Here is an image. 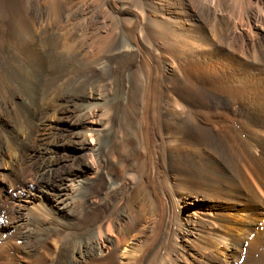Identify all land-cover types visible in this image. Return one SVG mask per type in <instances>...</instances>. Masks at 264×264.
Instances as JSON below:
<instances>
[{"label":"bare ground","instance_id":"1","mask_svg":"<svg viewBox=\"0 0 264 264\" xmlns=\"http://www.w3.org/2000/svg\"><path fill=\"white\" fill-rule=\"evenodd\" d=\"M5 1L0 264H264L261 6Z\"/></svg>","mask_w":264,"mask_h":264},{"label":"rangeland","instance_id":"2","mask_svg":"<svg viewBox=\"0 0 264 264\" xmlns=\"http://www.w3.org/2000/svg\"><path fill=\"white\" fill-rule=\"evenodd\" d=\"M1 1H5V0H0V3L2 4H4V2H1ZM80 0H70L69 2H70V4L69 5H73V3H74V5L75 4H77L78 2H79ZM6 2V1H5ZM240 3V2H239ZM239 3H238V8H240L239 6H241L242 8H243V4H245V2L243 1V4H241L240 3V5H239ZM256 3V4H255ZM227 4H229L230 5V3H227ZM225 5V6H227L228 8H229V5ZM249 4L251 5H247L248 7H251V9L254 11V10H256V8H258V6L260 5L261 7H260V9L261 10H263L264 11V0H249ZM252 4H253V6H252ZM236 6H237V4H235ZM257 7H256V6ZM225 6H223V14L224 15H231V16H233L232 14H231V12H233V14H234V11H235V18H236V20H237V22H236V20L235 19H233L234 18V16L233 17H231L230 16V18L233 20V23H232V20L229 18L228 19V17H227V19L229 20V22H230V20H231V22L230 23H232L233 25L235 24V27L236 26H241L242 25V23H243V26L240 28L239 26H238V28L236 27L235 29H234V33H236L235 35L236 36H239L242 32L244 33V34H247L248 32H246L244 29H246L247 27H246V24H247V20H248V18H247V15L245 14V13H243L244 12V10L241 8V10L243 11H238V10H240V9H238L236 6L234 7V4L232 3V6H231V8H232V10H228L227 9V7H225ZM234 7V8H233ZM252 7H256V8H252ZM237 9V10H233V9ZM227 11H229L230 12V14L227 12V14H226V10ZM259 9V8H258ZM225 12V13H224ZM240 12H242V14H244L245 15V17L244 16H242V18L244 19V20H242L241 21V13ZM90 14V15H89ZM236 14L238 15H240L239 17H237L236 16ZM84 15H85V18H84ZM88 17V18H87ZM101 17V18H100ZM83 18V19H82ZM238 18H241V19H239L238 20ZM78 19V20H77ZM76 20L74 19V20H72V21H70L72 24H76V27H75V30L77 31L76 33L78 34L79 32L80 33H83L82 34V36H84L83 38H85V40L87 41L86 43H87V45H88V47H87V45L85 46L87 49H89V53H90V51H91V53L93 54H95V52H97L98 50H97V45H93L92 46V42H96L97 41V37L100 35H102L98 30H99V27L103 24V26H105V27H107L108 25H109V23H110V21H109V19H107V17H105V16H103L102 14L99 16H97V17H95V16H92V14L91 13H89V11H88V16H87V11L86 12H84V14L83 15H81L80 17H78ZM99 19V20H98ZM82 21V20H84L85 21V24H87V25H82V24H80L79 22L80 21ZM102 20V22H99V21H101ZM75 23H74V22ZM79 21V22H78ZM94 21V22H93ZM240 21V22H239ZM89 24H88V23ZM92 22V23H91ZM246 24H245V23ZM101 23V24H100ZM71 24V25H72ZM87 26V28L85 29V27ZM77 28V29H76ZM240 28V29H239ZM244 28V29H243ZM238 29H239V31H238ZM80 30V31H79ZM261 30L262 31H259L262 35H264V29L263 28H261ZM95 31H98L97 33H98V36H96L97 34H96V32ZM102 31H105V30H101V32ZM239 32V33H238ZM93 33H94V35H93ZM86 35V36H85ZM94 37V38H93ZM231 41V42H230ZM230 41H228V42H226L225 43V45H223V47L225 46L226 47V44H227V46H229V45H231V43H232V40H230ZM241 40L239 39L238 41H237V45L235 44L234 45V47H233V50H235L234 52H236L237 53V51H238V57L240 56V58H245L244 60H247L248 59V55L247 54H245L244 53V46H242V45H240L241 44V42H240ZM239 42H240V44H239ZM92 43V44H91ZM238 45H239V47H238ZM236 46V47H235ZM240 46H242V47H240ZM250 45L248 44L247 45V47H249ZM91 47V48H90ZM237 48V49H236ZM239 48V49H238ZM243 49L242 51H241V49ZM241 51V53H239ZM243 54V57H241V55ZM245 54V55H244ZM245 56V57H244ZM236 108V107H235ZM228 110V109H227ZM7 114H5L4 112H2V111H0V120H3V122H6L5 124H7L9 127H11V123H10V119L9 118H7V116H6ZM2 135H3V131L0 129V136L2 137ZM0 137V138H1ZM2 154V153H1ZM0 154V156H2ZM2 159H1V157H0V167H2V161H1ZM114 174V173H113ZM86 177H89L90 178V176L89 175H85ZM91 189L93 190V188L91 187ZM88 193H90L89 191H88ZM178 198V197H177ZM174 201H175V199H174ZM176 203L177 202H179V198H178V201H175ZM185 204V203H184ZM157 218H155V220H156Z\"/></svg>","mask_w":264,"mask_h":264}]
</instances>
